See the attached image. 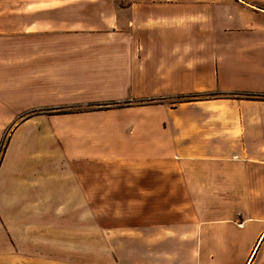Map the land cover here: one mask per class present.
Instances as JSON below:
<instances>
[{
    "label": "crops",
    "instance_id": "obj_1",
    "mask_svg": "<svg viewBox=\"0 0 264 264\" xmlns=\"http://www.w3.org/2000/svg\"><path fill=\"white\" fill-rule=\"evenodd\" d=\"M27 1L35 8L23 12L34 15L25 33L50 39L34 59L43 86L28 105L95 109L55 117L49 154L25 138L31 120L10 138L0 166V264H59L42 248L51 242L42 234L43 168L56 170L57 199H84V168L107 161L150 167L142 175L157 187L143 193L183 196L180 242L246 243L244 264L255 246L264 253V100L213 96L264 94V4H255L264 0ZM116 103L129 105L98 106Z\"/></svg>",
    "mask_w": 264,
    "mask_h": 264
},
{
    "label": "rangeland",
    "instance_id": "obj_2",
    "mask_svg": "<svg viewBox=\"0 0 264 264\" xmlns=\"http://www.w3.org/2000/svg\"><path fill=\"white\" fill-rule=\"evenodd\" d=\"M255 4L262 7L264 2L255 1ZM30 5L33 3L27 0H0V126H8L0 132V148L8 146L17 128L31 120L25 138L32 139L37 146L41 141V152L49 154V144H53L54 138L50 129L52 120L62 114L95 108L28 105L32 89L41 85L40 80L43 86L41 67L34 66V59L48 53L42 49L48 48L50 41L25 33L24 28L34 20L32 13L23 15L24 10H34ZM1 102L10 110L1 109ZM59 166L69 168L65 161ZM84 169L89 175L85 179L88 198L70 195L66 200L64 194H58V199L53 194V187L57 186L53 179L56 170L46 166L42 171L48 188L43 199L48 208L44 209L45 205L42 210V234L51 238L42 248L56 253L59 264H244L247 261L246 243L240 242L235 248L225 240L214 239L211 244L188 243L183 239L180 242L176 206L183 196L143 193L145 187L148 190L157 187L154 180L149 183L148 176L142 175L150 167L107 161ZM60 187L61 184L58 188L61 193ZM201 198L206 199L208 206L211 198ZM56 201L59 206L66 201V205L58 209L49 206ZM68 202L75 203L71 206ZM85 202H89V210H82L81 203L85 207ZM219 213L226 217L229 211ZM257 246L252 248L255 253L249 264H264V253H259Z\"/></svg>",
    "mask_w": 264,
    "mask_h": 264
},
{
    "label": "trees",
    "instance_id": "obj_3",
    "mask_svg": "<svg viewBox=\"0 0 264 264\" xmlns=\"http://www.w3.org/2000/svg\"><path fill=\"white\" fill-rule=\"evenodd\" d=\"M214 97H219V98H222V97H225V98H232V99H249V100H264V94H240V93H236V94H227V95H224V94H215L213 95ZM196 99L199 97V96H194ZM155 100H150L149 102L147 103H154ZM125 105H129L128 103L125 104ZM125 105H122V104H101V105H98L99 106V109H105V108H113L115 106L117 107H123ZM67 114V113H66ZM58 115H61V114H58ZM62 115H65V114H62ZM7 149V146L6 145H2L1 148H0V166H1V163L3 161V158H4V154H5V151Z\"/></svg>",
    "mask_w": 264,
    "mask_h": 264
}]
</instances>
